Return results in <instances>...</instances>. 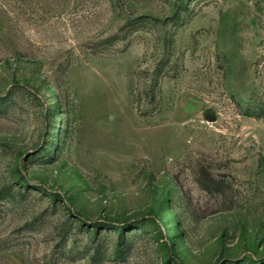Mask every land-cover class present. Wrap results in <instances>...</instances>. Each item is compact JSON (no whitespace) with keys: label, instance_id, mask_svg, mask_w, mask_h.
<instances>
[{"label":"rangeland","instance_id":"374dc122","mask_svg":"<svg viewBox=\"0 0 264 264\" xmlns=\"http://www.w3.org/2000/svg\"><path fill=\"white\" fill-rule=\"evenodd\" d=\"M5 189L0 264H264V0H0Z\"/></svg>","mask_w":264,"mask_h":264},{"label":"trees","instance_id":"16d2710c","mask_svg":"<svg viewBox=\"0 0 264 264\" xmlns=\"http://www.w3.org/2000/svg\"><path fill=\"white\" fill-rule=\"evenodd\" d=\"M27 187H29V185H27ZM11 196L15 197L14 194L12 193V191H10L8 189L0 191V198H7V197H11ZM59 197H60L59 194H57V193L53 194L52 201L53 202L57 201L59 199ZM84 225L85 224L82 223V225H81L82 227H80V229H82ZM91 226L94 228L96 234L101 235V230L105 229L106 224L98 222V221H95V222L92 223ZM115 228H118V226H116ZM133 229H135V227L132 228V230ZM124 235L125 234L122 231L120 243L118 244V247H117V249L115 250V252L113 254V256L116 259H118V260L124 258V256H125V249L124 248H125V244L127 242L124 240ZM100 254H101L100 248H96V255H100Z\"/></svg>","mask_w":264,"mask_h":264}]
</instances>
